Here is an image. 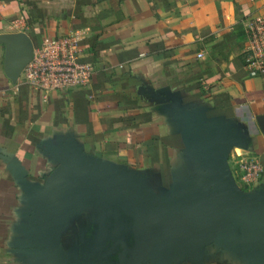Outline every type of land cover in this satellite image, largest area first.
Returning a JSON list of instances; mask_svg holds the SVG:
<instances>
[{"label":"crops","instance_id":"1","mask_svg":"<svg viewBox=\"0 0 264 264\" xmlns=\"http://www.w3.org/2000/svg\"><path fill=\"white\" fill-rule=\"evenodd\" d=\"M263 7L264 0H0V35L26 33L37 46L77 33L81 60L94 68L90 86L44 101L5 76L0 46V264H51L50 223L20 182L44 187L57 166L53 152L69 142L171 198L209 185L190 140L197 131L216 149L229 144L239 188L264 196V173L247 186L234 163L251 154L264 167V76H249L243 61L245 23ZM133 222L104 201L78 206L64 221L62 250L70 264H122L139 246ZM232 235L239 242L229 248L144 264H252L251 245Z\"/></svg>","mask_w":264,"mask_h":264},{"label":"water","instance_id":"2","mask_svg":"<svg viewBox=\"0 0 264 264\" xmlns=\"http://www.w3.org/2000/svg\"><path fill=\"white\" fill-rule=\"evenodd\" d=\"M0 46L5 47L4 74L17 84L33 59V41L26 33L0 35ZM190 140L209 185L171 198L157 195L135 173L91 158L72 142L54 151L57 166L44 187L20 182L32 195L30 202H36V214L41 211L50 223L44 244L51 247V264H70L61 247L64 221L78 206L95 201L113 204L134 218L139 246L122 264H144L156 256L197 257L213 246L229 248L239 242L233 240L234 231L241 243L251 245V263L264 264V196L239 188L228 164L229 144L216 149L197 131ZM253 242L258 243L255 248Z\"/></svg>","mask_w":264,"mask_h":264},{"label":"built area","instance_id":"3","mask_svg":"<svg viewBox=\"0 0 264 264\" xmlns=\"http://www.w3.org/2000/svg\"><path fill=\"white\" fill-rule=\"evenodd\" d=\"M264 8V7H263ZM247 45L243 52L249 76H264V14L245 23ZM79 34L46 36L35 46L31 63L24 70L20 82L43 96L64 93L90 86L94 77L91 64L81 60ZM203 55L200 54L199 58ZM238 177L245 185L253 186L262 177L264 167L253 155L234 156Z\"/></svg>","mask_w":264,"mask_h":264}]
</instances>
